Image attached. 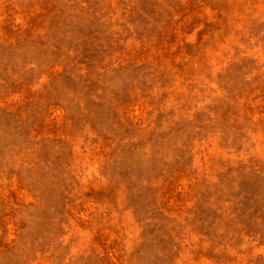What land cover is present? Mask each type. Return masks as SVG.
<instances>
[{
  "label": "rangeland",
  "instance_id": "1",
  "mask_svg": "<svg viewBox=\"0 0 264 264\" xmlns=\"http://www.w3.org/2000/svg\"><path fill=\"white\" fill-rule=\"evenodd\" d=\"M0 264H264V0H0Z\"/></svg>",
  "mask_w": 264,
  "mask_h": 264
}]
</instances>
